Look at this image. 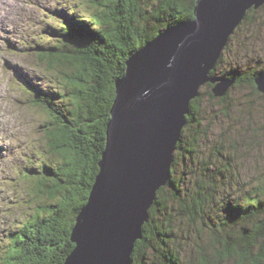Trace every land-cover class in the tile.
<instances>
[{
  "label": "trees",
  "instance_id": "1",
  "mask_svg": "<svg viewBox=\"0 0 264 264\" xmlns=\"http://www.w3.org/2000/svg\"><path fill=\"white\" fill-rule=\"evenodd\" d=\"M195 1L81 0L86 13L66 12L67 19L51 26L55 40L31 46L53 88L28 83L25 88L48 115L46 150L55 163L38 167L29 160L34 211L1 248L0 264H64L75 246L72 228L99 172L116 80L148 40L192 19ZM255 12L249 10L244 20ZM225 49L212 74L235 77L232 88L245 83L257 88L254 79L264 69L216 75ZM202 96L191 102L172 176L157 192L132 264H264V172L248 189L234 183V162L224 145L215 144L212 155L200 153L190 124L199 119ZM210 96L215 98L212 89ZM178 162L184 166L179 174ZM228 179L243 188L235 197L236 190H227Z\"/></svg>",
  "mask_w": 264,
  "mask_h": 264
},
{
  "label": "water",
  "instance_id": "2",
  "mask_svg": "<svg viewBox=\"0 0 264 264\" xmlns=\"http://www.w3.org/2000/svg\"><path fill=\"white\" fill-rule=\"evenodd\" d=\"M264 0H196L194 17L138 49L116 80V96L89 199L72 228L64 264H132L158 190L172 176L191 102L212 84L225 96L235 77L212 74L235 29ZM264 92V72L254 79Z\"/></svg>",
  "mask_w": 264,
  "mask_h": 264
},
{
  "label": "rangeland",
  "instance_id": "3",
  "mask_svg": "<svg viewBox=\"0 0 264 264\" xmlns=\"http://www.w3.org/2000/svg\"><path fill=\"white\" fill-rule=\"evenodd\" d=\"M63 5L87 11L81 0H0V250L34 211V181L27 177L29 160L34 159L38 167L42 162L55 163L46 150L48 115L30 101L32 94L23 83L28 81L40 89L48 86V76L45 78L30 44L34 37H39L34 41L39 44L55 40L50 37L51 26L60 23L53 19L66 17L60 10ZM233 34L216 75L263 70L264 10L257 9ZM210 86L201 87L199 121L190 124V136L197 137V149L205 156L215 152V144L224 145L234 162V183L252 189L264 172V92L245 83L231 88L227 99L221 101V97L211 98ZM48 87L53 88L51 84ZM183 168L178 162L177 173ZM230 181L227 190H236L235 197L243 188L238 190Z\"/></svg>",
  "mask_w": 264,
  "mask_h": 264
},
{
  "label": "bare ground",
  "instance_id": "4",
  "mask_svg": "<svg viewBox=\"0 0 264 264\" xmlns=\"http://www.w3.org/2000/svg\"><path fill=\"white\" fill-rule=\"evenodd\" d=\"M15 2V1H14ZM17 2V1H16ZM18 2H19V0H18ZM16 4V3H15ZM16 7V6H15ZM10 20V19H9ZM177 26V25H176ZM173 27H175V26H173ZM10 29V28H9Z\"/></svg>",
  "mask_w": 264,
  "mask_h": 264
}]
</instances>
